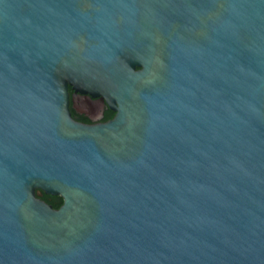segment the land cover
Wrapping results in <instances>:
<instances>
[{
	"label": "water",
	"instance_id": "95a60500",
	"mask_svg": "<svg viewBox=\"0 0 264 264\" xmlns=\"http://www.w3.org/2000/svg\"><path fill=\"white\" fill-rule=\"evenodd\" d=\"M0 264H264V0H0Z\"/></svg>",
	"mask_w": 264,
	"mask_h": 264
},
{
	"label": "flooded vegetation",
	"instance_id": "af4514ba",
	"mask_svg": "<svg viewBox=\"0 0 264 264\" xmlns=\"http://www.w3.org/2000/svg\"><path fill=\"white\" fill-rule=\"evenodd\" d=\"M71 100H70V111L73 118L83 124L93 125L107 122L113 119L115 113L107 106L103 104L100 99H92L89 109H83L79 107L78 98L73 96V90L69 89Z\"/></svg>",
	"mask_w": 264,
	"mask_h": 264
},
{
	"label": "trees",
	"instance_id": "16d2710c",
	"mask_svg": "<svg viewBox=\"0 0 264 264\" xmlns=\"http://www.w3.org/2000/svg\"><path fill=\"white\" fill-rule=\"evenodd\" d=\"M42 199L48 204L52 205L55 209H58L62 205V199L58 196H50L43 194Z\"/></svg>",
	"mask_w": 264,
	"mask_h": 264
}]
</instances>
